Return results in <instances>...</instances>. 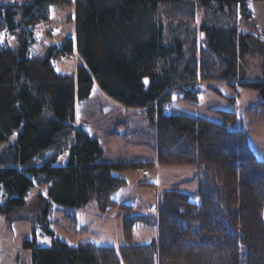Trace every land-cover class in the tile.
Wrapping results in <instances>:
<instances>
[{
    "label": "trees",
    "instance_id": "1",
    "mask_svg": "<svg viewBox=\"0 0 264 264\" xmlns=\"http://www.w3.org/2000/svg\"><path fill=\"white\" fill-rule=\"evenodd\" d=\"M249 3H0V188L7 193L1 215L18 219L15 214L26 207L34 188L46 189L36 195L43 223L53 205L75 210L96 200L102 212L128 211L131 206L113 198L127 185L116 172L196 164L202 175L200 202L165 192L158 214L124 218L128 242L135 225L158 226L154 244L70 246L48 230L49 247L24 241L32 264H264V160L256 156L247 132L235 128L234 112L221 111L224 121L217 123L172 107L175 93L200 102L201 89L191 82L215 81L256 89L257 107L264 109V82L243 83L253 58L263 59L264 74V34H244L239 27L240 16L251 18ZM64 4L75 6V37L47 44L32 56L38 26L49 20L52 6ZM7 35L18 41V49L4 43ZM75 52L76 71L57 72L54 61ZM96 84L118 103L149 114L157 128V162H105L98 139L76 127V105L91 96ZM68 145L69 152L62 154Z\"/></svg>",
    "mask_w": 264,
    "mask_h": 264
},
{
    "label": "rangeland",
    "instance_id": "2",
    "mask_svg": "<svg viewBox=\"0 0 264 264\" xmlns=\"http://www.w3.org/2000/svg\"><path fill=\"white\" fill-rule=\"evenodd\" d=\"M14 1L18 4H24L33 0H0V3L10 4ZM200 16L201 13L199 14ZM165 19L168 22L166 17ZM197 25H201L200 18L197 20ZM75 28L74 5L52 6L49 20L40 24L37 28L36 35L39 43L34 49H31L30 54L33 56L42 53L44 46L47 44L59 43L66 37H75ZM47 30L52 33L50 35L47 34ZM5 40L15 50L19 48L18 41L11 38V36L7 35L3 40L4 43H6ZM198 41L201 42L200 36ZM77 54L68 59L54 61L53 65L56 71L67 73L75 71L76 63L78 62L79 64L76 59V57L79 59ZM248 71L249 75L245 80L246 82L244 81L243 83H254L253 81L257 80L264 81L263 59H251ZM190 85L196 88L199 86L200 89H203L200 93V102L185 101L181 98V93H175L172 107L176 111L208 118L217 123L224 121L221 111L234 112L239 120L235 128L248 133L251 147L257 157L264 160V109L257 107L256 104L260 95L259 92L241 82L227 84L215 81H198L195 83L191 82ZM105 101V98L101 97L100 93L95 92L89 102L85 100L80 102L81 114L86 112L83 109L87 108V104L94 102L105 103ZM139 111L138 114L128 111L126 118L124 116H116V112L99 117L101 119H98L96 124L98 122L101 125L105 124L100 129L102 136L104 135L100 139V143L106 149V153L104 152L105 154L102 158L103 161L119 162L123 158L126 159L128 156H132L133 153H145L148 156L147 162H153L155 157L157 158V128L151 122L149 114L142 112L140 109ZM87 115L85 113L84 118H87ZM122 120H129L128 128H125L127 126L124 127L123 123L120 125ZM75 124L77 128H84L81 125L82 123L77 121L76 114ZM126 131H128L127 136L124 134ZM3 147H0V150ZM69 148L70 145L64 147L61 151L65 154L69 152ZM160 166L164 167L161 170L164 171L166 169L160 174L155 169L154 171L149 170L150 173L147 175L144 172L145 168L140 169V172H137V170L116 172L117 176H123L127 180V185L118 190L113 198L120 204L131 206L132 208L128 211L110 208L106 212H102L96 200H92L84 208L75 210H68L64 207L53 205L48 222L43 223L39 220L41 214L37 208L36 195L39 192L45 193L46 189H32L26 207L15 214L18 219L12 222L0 214V264H32V251L24 247V241L36 240L38 247H49L52 245L53 236L48 230L55 234V238L70 246H77L85 242H91L97 246H113L116 248L128 244H154L159 234L158 226H149L143 223L135 225L132 241L128 242L123 231L124 218L135 214H158L160 194L165 192H181L188 194L195 202L201 201V196L197 194V189L202 175L196 164ZM188 167H195V170L191 172ZM181 178L190 181L180 183L178 181ZM171 188L176 189L170 190ZM192 190H196V192H192ZM2 192H4L5 196L7 195L5 190L2 191L0 189V200L4 196Z\"/></svg>",
    "mask_w": 264,
    "mask_h": 264
},
{
    "label": "crops",
    "instance_id": "3",
    "mask_svg": "<svg viewBox=\"0 0 264 264\" xmlns=\"http://www.w3.org/2000/svg\"><path fill=\"white\" fill-rule=\"evenodd\" d=\"M248 8H249V12L251 13V18L246 19L245 17L240 16V18H239L240 31L244 34L245 33L264 34V2L263 1L250 2L248 4ZM77 66H78V62L76 63V69H77ZM253 82L259 83V82H264V81H258L257 80V81H253ZM201 91H203V89H201ZM95 92H97L98 94L100 93L101 97L105 98V100H106L105 103L94 102L91 104H87V108L85 110L83 109V111H86L85 113H87L88 115H87V118H84L85 113L81 114V110H80V102L81 101H79L76 105V119H77V121H80V123H82L81 125L90 133V135L92 137L98 139V141L100 142V139H102V137H104V135L102 136V134H101L102 132L100 131V129L102 127H104V125H105V124L101 125L99 122H98V124H96L98 119L99 120L101 119V118H99L100 116L108 114V113L111 114V113L116 112L115 113L116 116H119V117L124 116V118H126L128 111H131L132 113H136V114H138L140 111H139V109H136V108H128V107L118 103L117 101L112 100L108 95L105 94V92L100 88V86L98 84H96L94 86L91 96L85 101L89 102V100L92 98V96ZM110 99H111V101H109ZM112 111H114V112H112ZM81 116H82V118H81ZM206 119H208V118H206ZM208 120H210V119H208ZM128 121L129 120H125V121L122 120L120 125H122V123H123L124 127L127 126L125 128H128V126H129ZM138 132H139V129H138ZM127 133H128V131H126V133H124V134H126V136H127L128 135ZM96 135H100V136H96ZM103 149H104V152L106 153V149L104 147H103ZM253 151H254V149H253ZM103 157H104V155H103ZM147 159H148V156L145 153H136V154L133 153L132 156H128V158H126V159L123 158L120 161L126 160L128 162H145V161L147 162ZM108 161L109 160H107L105 162H108ZM153 162H157L156 157L153 160ZM161 168H164V167L157 165L156 171L157 172L159 171L158 174L162 173L163 170H161ZM185 169H187V168H185ZM188 169L192 172L193 170H195V167H192V168L188 167ZM165 170L166 169H164V171ZM140 171H141L140 169L137 170V172H140ZM157 172H156V174H157ZM146 179H148V178H146ZM188 181H190V180L181 178L180 181H178V182L186 183ZM174 183H177V182L175 181ZM0 189H2V188H0ZM175 189L176 188H171L170 190H175ZM163 191H165V190H163ZM181 191L186 192V190H181ZM194 191L196 192V190H192V192H194ZM186 193H191V192H186ZM151 206H153V205H151Z\"/></svg>",
    "mask_w": 264,
    "mask_h": 264
},
{
    "label": "built area",
    "instance_id": "4",
    "mask_svg": "<svg viewBox=\"0 0 264 264\" xmlns=\"http://www.w3.org/2000/svg\"><path fill=\"white\" fill-rule=\"evenodd\" d=\"M249 2H251V1H254V0H248ZM260 1H264V0H260ZM68 56H65L64 58L66 59ZM63 153V152H62ZM64 154V153H63ZM145 171L144 172H146V174L148 175L150 172H149V170L148 169H144ZM3 191V190H2ZM2 194H4V192H2ZM7 196V195H6ZM6 196H5V194H4V196H3V198H1V200H3V199H5L6 198Z\"/></svg>",
    "mask_w": 264,
    "mask_h": 264
},
{
    "label": "water",
    "instance_id": "5",
    "mask_svg": "<svg viewBox=\"0 0 264 264\" xmlns=\"http://www.w3.org/2000/svg\"><path fill=\"white\" fill-rule=\"evenodd\" d=\"M147 83H148V81H147Z\"/></svg>",
    "mask_w": 264,
    "mask_h": 264
}]
</instances>
